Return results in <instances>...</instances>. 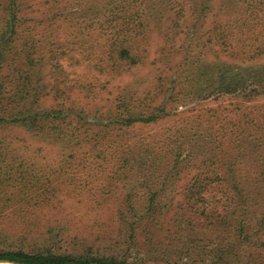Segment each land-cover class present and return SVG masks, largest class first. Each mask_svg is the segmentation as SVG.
<instances>
[{"label": "trees", "instance_id": "obj_1", "mask_svg": "<svg viewBox=\"0 0 264 264\" xmlns=\"http://www.w3.org/2000/svg\"><path fill=\"white\" fill-rule=\"evenodd\" d=\"M32 1L0 0V213L14 206L25 218L23 214L40 201L52 204L46 200L47 195L57 194L58 190L51 182L42 187L41 178L34 174L36 170L86 171L106 168L104 165L111 163H137L138 143L131 144L126 137L139 123H155L172 116L169 98H162L155 107H146L140 102L134 104L130 93L120 91L107 111L108 125L92 133L88 126L84 127L88 116L68 104L70 87H63L67 85V72L61 60L69 57L76 43L77 63H87L99 73L119 75L122 66H139L145 62V50L141 52L137 42L144 34L147 19L159 15L177 27L182 23L199 30L193 36L185 32L188 43L182 47L184 66L196 49L190 42L194 39L201 40V55L221 61L206 64L201 76L194 78L195 96H231L237 103L226 110L227 122L220 125L222 131L217 137L187 130L167 140L156 164L151 165L156 167V177L143 178L125 195L120 226L135 231L136 225L144 221L164 218L163 207L167 204H163V193L167 185L175 188L178 183L174 181L184 178L188 180L184 183V209L195 211V218L205 214L206 221L212 219L219 229L210 248L203 247L198 252L188 249L187 256H202L193 263L241 264L242 254L250 251L255 256L246 264H264V104L252 103L264 95V0H101V4H107L100 16L87 10L90 17L82 19L64 13L77 8L71 0L65 4L64 0H46V9H36ZM28 11L31 16H27ZM64 27L69 34L61 41ZM74 33L76 42L70 38ZM48 96L54 104L46 108ZM102 109L103 105L96 109V116L107 118ZM215 122L223 123L217 117ZM15 128L43 141H66L56 165H46L50 162L41 153L29 151L26 141L12 136ZM126 172L119 166L117 173ZM122 178L126 177H116ZM69 180L72 191L81 192L82 185L73 181L76 177ZM138 188L144 191V198L132 199ZM181 259L182 255H178L172 261L163 260L179 264ZM0 260L140 264L115 248L90 256L57 254L51 249L35 253L1 251Z\"/></svg>", "mask_w": 264, "mask_h": 264}, {"label": "rangeland", "instance_id": "obj_2", "mask_svg": "<svg viewBox=\"0 0 264 264\" xmlns=\"http://www.w3.org/2000/svg\"><path fill=\"white\" fill-rule=\"evenodd\" d=\"M32 2L36 9H46L48 6L46 0ZM74 4L77 8L64 13L68 17L82 19L90 17L87 10H91L96 17L100 16L99 13L104 11L103 7L107 3L101 4V0H71V5ZM27 16H31L29 11ZM147 21L144 34L137 42L140 51L145 50V54L142 53L145 56L143 64L134 67L122 66L118 70L119 75L99 73L87 63H77L78 51L75 49L78 45L74 43L69 57L61 60L62 67L67 72V85L64 84L63 87H70L68 104L75 105L88 116L84 127L88 126L92 133L99 132L108 125L110 117L107 111L120 91L130 93L134 104L140 102L146 107H155L162 98H169L168 109L174 114L155 123H139L131 129L126 137L127 141L131 144L138 143L135 151H140L135 165L111 163L105 164L106 168L86 171H54L49 168L36 170L34 174L41 178L40 185L44 187L47 182H51L58 193H48L46 200H50L52 204L40 201L29 213L23 214L25 218L21 217L14 206L0 213V252L23 250L35 253L51 249L57 254L83 253L90 256L115 248L122 249L129 259L140 264H166L163 259L172 261L178 255H182L179 264H195L193 261L200 260L202 256H187L188 249L198 252L200 248L211 247V241L219 229L211 223L212 219L206 221L205 214L200 213L199 218H195V211L184 209L187 206L184 183L188 181L184 178L174 181L178 183L175 188L167 185L162 197L163 204H167L163 207L165 216L162 220L150 223L144 221L136 225L135 231L125 225L120 226L119 213L125 195L143 178L156 177V167L151 165L153 162L156 164V157L165 149L167 140L187 130L213 133L217 137L222 131L220 125L227 122L226 110L237 103L231 96L200 99L193 93V80L196 76H201L203 67L211 62H221L213 56L201 55L198 50L202 45L201 40L194 39L190 42H193L196 49L190 53L192 58L184 66L182 47L188 43L185 42L184 35L187 31L193 36L196 31L199 32L196 27H185L182 23L177 27L167 17L159 15L152 16ZM68 34L69 31L64 27L60 40L65 41ZM200 35L198 33L197 36ZM75 36L74 33L70 37L74 42L77 40ZM50 42L53 40L50 39ZM48 81L47 76L46 82ZM252 103L264 104V95ZM53 104L54 101L48 96L44 107ZM102 105V111H106L107 118L96 116V109H100ZM215 116L222 119L223 123L217 124ZM11 135L26 141L24 143L29 145V151L41 153L50 162L46 165H56L66 142L43 141L28 131L16 128ZM19 143L23 145V142ZM119 166L128 172L117 173ZM72 177H76L73 180L75 184L82 185L83 189L78 194L72 191L73 186H68ZM152 180L157 182L156 178ZM140 197L144 198V191L138 188L132 199ZM123 210L126 211L125 207ZM242 255L239 261L241 264L253 262L255 255H251L250 251Z\"/></svg>", "mask_w": 264, "mask_h": 264}, {"label": "water", "instance_id": "obj_3", "mask_svg": "<svg viewBox=\"0 0 264 264\" xmlns=\"http://www.w3.org/2000/svg\"><path fill=\"white\" fill-rule=\"evenodd\" d=\"M0 264H44V263H29V262H18V261L0 260Z\"/></svg>", "mask_w": 264, "mask_h": 264}]
</instances>
